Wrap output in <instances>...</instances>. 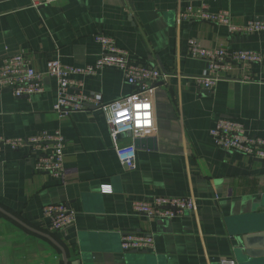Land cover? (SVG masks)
<instances>
[{
    "label": "crops",
    "instance_id": "0c3cea01",
    "mask_svg": "<svg viewBox=\"0 0 264 264\" xmlns=\"http://www.w3.org/2000/svg\"><path fill=\"white\" fill-rule=\"evenodd\" d=\"M202 6L228 13L236 30L182 18L188 7ZM252 20L264 22V0H57L38 8L30 0H0V64L23 53L38 72L52 59L93 65L100 54L94 37L105 34L133 63L165 76L157 83L154 126L139 138L134 169L119 163L99 111L62 117L53 111V79L45 77L43 92L29 97L0 93V137L59 132L65 141L59 178L35 171L30 148L1 153L0 207L61 249L0 213V264L259 262L253 256L264 251V160L216 148L210 131L226 118L264 141V59L235 66L209 92L193 79L206 71V62L188 53V42L195 40L205 49L264 55V33L240 32ZM73 78L105 102L135 91L113 69ZM156 196H192L196 209L172 219L133 213L134 202ZM61 204L74 212V224L51 233L42 209ZM130 233L151 237L154 249L123 252L121 237ZM243 237L255 240L240 248Z\"/></svg>",
    "mask_w": 264,
    "mask_h": 264
},
{
    "label": "built area",
    "instance_id": "2783aa9c",
    "mask_svg": "<svg viewBox=\"0 0 264 264\" xmlns=\"http://www.w3.org/2000/svg\"><path fill=\"white\" fill-rule=\"evenodd\" d=\"M54 1L57 0H30L33 8ZM182 18L187 21L227 26L230 31L236 30L230 25L228 13H211L204 6L198 9L188 7L182 13ZM240 32L264 33V22L249 21ZM94 41L100 46L99 57L93 65L84 67L66 66L59 60L52 59L47 61L43 72H38L23 53L4 58L0 64V93L7 90L14 98L29 97L43 92L45 77L53 79L56 83L53 111L61 117L90 108L99 111L105 118L119 163L134 169V141L153 129V96L157 83L165 76L159 69L133 63L129 54L118 48L113 37L109 35L98 34ZM188 53L192 58L206 62V71L193 79L199 88L209 92L219 81L227 79L228 73L235 66L260 65L264 59L263 54L253 51L201 48L195 40L188 42ZM107 69L119 71L125 82L134 87L135 91L120 99L105 102L100 93H85L82 84L73 78L81 75L94 76ZM145 105L147 107H144ZM210 136L214 146L224 152L264 160V141L248 135L243 124L238 121L218 119L210 131ZM126 138L131 142L123 143L122 140ZM64 144L65 141L59 132H42L26 138L0 137V155L6 148L13 151L30 148L35 153V171L59 178L64 172ZM195 209L196 200L192 196H156L151 201H136L132 204L133 213L136 215L155 219H172L191 213ZM42 214L49 220L47 230L51 233L64 232L75 221L74 212L65 204L46 206L42 209ZM120 247L123 252L150 251L154 249V242L146 235L130 233L121 237ZM220 264L236 263L231 259H223Z\"/></svg>",
    "mask_w": 264,
    "mask_h": 264
},
{
    "label": "water",
    "instance_id": "95a60500",
    "mask_svg": "<svg viewBox=\"0 0 264 264\" xmlns=\"http://www.w3.org/2000/svg\"><path fill=\"white\" fill-rule=\"evenodd\" d=\"M141 141H142V139H136V140L134 141L135 148L138 147V143H140ZM0 213L3 214V215H5V216L8 217V218L14 220L16 223H18L19 225H21V226L24 227L25 229H27V230H29V231H31V232L37 234V235H40V236H43V237L49 239L50 241H52V243H54L58 248L61 249V247L58 246V245L55 243V241H53V239H52L50 236H48V235H46V234H43V233H40V232H38V231H36V230L30 228L29 226L25 225L24 223H22V222H21L20 220H18L17 218L13 217L11 214H9L7 211H5V210H4L3 208H1V207H0ZM258 237L261 239V236H258ZM252 240H255V239H253V237H248V238H247V237H243V238H241V239H238L237 241H238V244H240V248H247L248 245H249V241H252ZM261 240H262V239H261ZM61 251H62V250H61ZM245 252H246V254L248 253V251H245ZM253 257H254V259H258V260H260L259 262H256L255 264H264V251H261L260 253H258V255H255V256H253Z\"/></svg>",
    "mask_w": 264,
    "mask_h": 264
},
{
    "label": "snow or ice",
    "instance_id": "6c2138e0",
    "mask_svg": "<svg viewBox=\"0 0 264 264\" xmlns=\"http://www.w3.org/2000/svg\"><path fill=\"white\" fill-rule=\"evenodd\" d=\"M137 107H139V106H137ZM144 107H147V105H145ZM121 115H123V113H121Z\"/></svg>",
    "mask_w": 264,
    "mask_h": 264
}]
</instances>
